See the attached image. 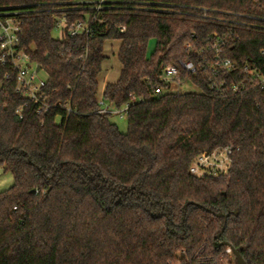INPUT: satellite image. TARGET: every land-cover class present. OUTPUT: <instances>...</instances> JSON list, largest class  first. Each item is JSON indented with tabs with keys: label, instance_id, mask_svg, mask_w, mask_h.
<instances>
[{
	"label": "trees",
	"instance_id": "1",
	"mask_svg": "<svg viewBox=\"0 0 264 264\" xmlns=\"http://www.w3.org/2000/svg\"><path fill=\"white\" fill-rule=\"evenodd\" d=\"M0 6L22 12L20 44L50 102L76 112L25 107L19 119L24 102L0 64V164L13 177L0 193V264H216L222 243L264 264V92L218 93L205 71L180 67L174 82L198 94L153 92L170 88L162 67L197 64L213 35L236 65L227 82L245 79L244 64L264 70V0H110L90 37L63 40L52 36L54 15L84 19L82 0ZM107 42L120 44L121 71L101 98L128 104L125 133L99 113ZM225 147L227 175H190L197 156Z\"/></svg>",
	"mask_w": 264,
	"mask_h": 264
},
{
	"label": "built area",
	"instance_id": "2",
	"mask_svg": "<svg viewBox=\"0 0 264 264\" xmlns=\"http://www.w3.org/2000/svg\"><path fill=\"white\" fill-rule=\"evenodd\" d=\"M85 8L79 10L88 11L84 19L70 21L66 14L57 13L54 15V26L52 35L55 32L58 40L67 37H90L94 32V25L97 21V15L106 8L110 0H82ZM21 11L12 7L0 6V64L8 68L10 75H6L5 81L12 77L14 81V93L17 94L24 102L16 110L19 119L23 117V109L31 107L36 115H46L52 109H64L67 116L76 112L73 111L69 104L51 103L49 96L45 92L46 77L41 78L40 74L44 73L37 64L30 61V58L20 44L22 34V22L19 16ZM123 33L125 28H118ZM224 48V41L220 40L217 35L209 39L207 54L199 51V61L180 62L178 65H167L162 67L161 81L171 84L180 76L179 67L187 74H195L198 69L205 71L210 77L211 88L216 92L229 91L233 94L242 93L246 90L258 89L264 92V70L244 64L241 68L245 73V79L240 81H231L234 78L236 65L229 58L221 56V49ZM197 52V51H196ZM205 54V55H204ZM210 54V55H209ZM155 95L162 93V89L156 86L153 89ZM131 101H139L136 97L131 96ZM100 107L99 113L107 115L122 116L126 115L128 104L122 109H111V106L105 104L102 98H98ZM234 150L231 147L216 149L211 152H204L197 156L191 163L189 173L195 177H221L229 173L232 155ZM225 255L227 259L222 264H236L234 256L229 247H226Z\"/></svg>",
	"mask_w": 264,
	"mask_h": 264
},
{
	"label": "rangeland",
	"instance_id": "3",
	"mask_svg": "<svg viewBox=\"0 0 264 264\" xmlns=\"http://www.w3.org/2000/svg\"><path fill=\"white\" fill-rule=\"evenodd\" d=\"M54 38H57L56 33L54 32L52 35ZM119 42H107L105 44L104 54L106 56V60L102 65V71L99 75V92L105 87L107 84L115 83L119 77L121 71V65L118 60V50H119ZM154 49V41L149 43L148 51L151 53ZM41 78H45L44 73L40 74ZM162 93H171V94H198L199 89L191 84L188 81H182L180 83L173 82L170 85L169 90H162ZM98 98H101L100 93H98ZM113 109V108H111ZM122 109V108H120ZM110 121L114 123L120 132L125 133L127 130V121L126 116L123 114L120 116L111 115ZM13 185V177L9 172H5L0 164V193L7 191ZM228 259V258H227ZM223 260V263L227 260ZM216 264H222L220 262Z\"/></svg>",
	"mask_w": 264,
	"mask_h": 264
},
{
	"label": "water",
	"instance_id": "4",
	"mask_svg": "<svg viewBox=\"0 0 264 264\" xmlns=\"http://www.w3.org/2000/svg\"><path fill=\"white\" fill-rule=\"evenodd\" d=\"M1 88H2V85H1V83H0V89H1ZM217 216H218V217H222L221 214H218ZM217 238H218V237H217ZM221 245L224 246V247H229V248H230V250H231V252H232V254H233V256H234V259H235V263H236V264H246V263L244 262L242 256H241V254H240L237 250L233 249V248H232L231 246H229L227 243H222Z\"/></svg>",
	"mask_w": 264,
	"mask_h": 264
},
{
	"label": "crops",
	"instance_id": "5",
	"mask_svg": "<svg viewBox=\"0 0 264 264\" xmlns=\"http://www.w3.org/2000/svg\"><path fill=\"white\" fill-rule=\"evenodd\" d=\"M104 88H105V87H103V88L100 90V92H99L100 95H102V92H103Z\"/></svg>",
	"mask_w": 264,
	"mask_h": 264
}]
</instances>
